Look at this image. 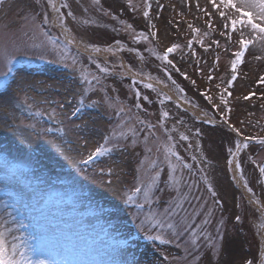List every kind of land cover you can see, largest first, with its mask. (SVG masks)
Masks as SVG:
<instances>
[{
  "label": "rangeland",
  "instance_id": "rangeland-1",
  "mask_svg": "<svg viewBox=\"0 0 264 264\" xmlns=\"http://www.w3.org/2000/svg\"><path fill=\"white\" fill-rule=\"evenodd\" d=\"M55 3L59 13L47 0H5L0 6V72L14 56L43 59V65L21 68L23 73L16 77L15 71L0 92V224L12 229L26 258L49 264H261L264 179L257 162L264 152V144L258 143L264 139V43L249 46L229 86L239 36L232 33L229 40L221 35L227 30L208 0L199 8L198 0ZM65 3L68 7L61 6ZM202 9L213 14L206 16ZM60 14L62 24L57 19ZM61 33L86 53L73 52ZM141 33L148 39H134ZM173 44L179 48L169 54V65L158 56ZM174 58L184 60L194 78L181 71ZM97 65L109 71L102 72ZM82 67L90 79H100V84L93 81L94 90L82 79ZM132 76L153 79L199 114ZM237 80L242 91H249L236 101L248 116L239 118L240 126H245L243 135L229 124L230 104L227 109L213 107L221 104V94L230 97L225 89L232 92ZM84 89L88 91L81 104ZM209 95L211 102L206 99ZM222 110L227 112L224 118ZM164 111L169 116L161 127ZM181 133L188 139L181 140ZM169 134L172 141L167 140ZM245 136L252 139L235 155L238 182L232 152ZM165 144L174 145L176 155L170 159L175 176L182 177L179 192L170 186L172 170L164 160ZM101 146L111 151L98 155L89 168L80 165ZM18 159L26 170L14 168L12 162ZM152 160L157 161V169L150 167ZM156 172L159 179L150 190V202L143 193L128 201L131 188L147 183ZM254 198L261 204H254ZM177 202L182 208L176 207ZM173 208L174 214H165V209ZM206 218L211 223L202 227L213 237L221 229L219 252L205 247L203 237L197 249L185 231ZM157 221L165 227L153 228ZM167 223L175 229L167 228ZM149 235L170 242L151 240ZM122 238L127 243L122 244Z\"/></svg>",
  "mask_w": 264,
  "mask_h": 264
},
{
  "label": "snow or ice",
  "instance_id": "snow-or-ice-1",
  "mask_svg": "<svg viewBox=\"0 0 264 264\" xmlns=\"http://www.w3.org/2000/svg\"><path fill=\"white\" fill-rule=\"evenodd\" d=\"M95 2L99 3V0H95ZM4 3H5V0H0V6H3ZM47 3H48V6L53 11L57 13L60 12V9L57 7L55 3V0H47ZM208 3L210 4L211 8L215 10V14L218 15V17L221 19L223 29L227 30V32L222 31L221 35H228L229 40L232 39V35H231L232 33H238V36H239L237 43L240 45V49L234 53L235 59L231 62V71L233 73V76L231 80L227 81V84L231 86L232 80L236 79L235 73L237 71V66L238 64H241L244 62L243 57L245 56L246 51L249 50V46L255 43H264V0H208ZM61 6L68 7L66 3ZM197 7L198 8L200 7L199 4H197ZM202 10L204 11V14L206 16L210 17L213 14L212 12H209L208 9H202ZM68 15L71 16L72 13L69 12ZM143 15L145 17H148L149 13L145 11ZM57 19L60 20L62 24L63 14H60L57 17ZM44 22L45 23L47 22V16L44 17ZM206 23L208 22L206 21ZM208 26L212 27L210 23L208 24ZM128 27H131V26L129 25ZM189 28H192V25H189ZM199 31L200 30L198 28H193L194 33H199ZM246 31H247V35H246ZM152 35H155V33H153ZM134 39L147 40L148 36L141 33L139 37H134ZM199 42L201 44L203 43V41H199ZM117 43L119 44V41H117ZM191 44H192V41H189L188 46L191 47ZM217 45H218V42H217ZM178 48H179V45L173 44L171 47H168L166 51H164L163 55L158 56V59H160L161 61H166L167 64L171 65L172 60L169 59V54L174 53ZM108 50L111 51V49H108ZM94 51L99 52L101 51V49L94 48ZM256 58L259 59L260 57H256ZM8 63L10 64L11 61L8 60ZM75 63H77V61L73 59V64ZM97 67L100 68V71L102 72L106 73L109 71V69H107L106 67H100L99 65H97ZM8 71H11L10 67L8 68ZM86 71L87 70L84 69L83 67L81 68L82 79L89 85L90 89L94 90L95 85L93 84V81H95V84H100V79L95 76L91 77L90 79L88 75H85ZM177 71H179V69H177ZM5 75H7V73H5ZM209 79H211V77H209ZM261 80L262 82H264V77H262ZM193 83H195V81H193ZM146 87L151 88L152 85L148 84L146 85ZM87 91L88 89L82 90V96L80 100L81 104L84 103L83 94L86 93ZM225 92H227L229 96L231 95V92H228L227 88L225 89ZM137 96H139L138 93H137ZM244 98L249 99L248 96H245ZM145 99H147V97H145ZM206 99L209 102H211L212 96L210 95L206 96ZM220 101H221V104L213 105V107L217 109H221V105H223L224 109H227L228 101L225 95L223 94L220 95ZM161 103H163V101H161ZM138 106L139 105H137V107ZM121 111H123V109H121ZM227 111H230V109H227ZM37 115H39V113H37ZM226 115H227V112L222 110V118L226 117ZM168 116H169V113L167 111L162 112L161 117H160L161 127H163L162 122L166 120ZM224 122L228 123L227 119H224ZM141 123H143V121H141ZM152 127H153L152 125L150 124L148 125L149 129H151ZM174 130L175 129L173 128V131ZM131 131H132L133 137H135L136 131L134 129ZM166 131L168 130L166 129ZM233 131H235L237 135H243L241 130L238 128H233ZM121 136L124 139H127V136L124 133H121ZM172 139L173 137L171 136V134H169L167 136V140L172 141ZM180 139L187 140L188 137L184 135L183 133H181ZM249 139H252V138L245 136L244 137L245 142L243 144H241L238 141L236 144V152H232V155L235 156L236 153H238L241 150V148H247L248 147L247 141ZM145 140H147V137H145ZM105 142L106 143L108 142V138H106ZM258 143L264 144V139H260ZM132 144L133 146H135L136 141L133 140ZM162 147H163L164 160L168 163L169 168H171L172 170V175H170L169 177V180L172 182L170 186H174L176 188V191L179 192L180 179H182V177L178 179L175 176L176 168L174 165H172L171 159H170L171 156L176 155L175 151L173 150L174 145L165 144ZM108 151H111V149H108L104 146L98 147L96 148L94 153L88 156V160L90 161L94 158V156L103 155ZM147 151L151 152L152 149L149 148L147 149ZM158 151H160V149H158ZM229 151L231 152V149H229ZM193 159H195V157H193ZM84 162L87 163V161H84ZM231 163L232 162L229 161V164ZM150 167L152 169H157L158 168L157 161L152 160L150 163ZM184 167L190 168L191 166L185 165ZM236 168L237 169L240 168L239 163L236 164ZM259 172L262 176H264V166H259ZM158 179H159V172H156L147 183L142 182L139 186L135 187L133 190V194L129 195L127 197V200L132 201L133 196L143 193L145 200L150 202V199H151L150 190L153 187V185L157 182ZM245 186H247L246 182H245ZM209 190L211 191V185H209ZM248 191L252 192V189L248 188ZM212 195L215 196L216 193L213 191ZM253 197H255V193H253ZM252 202L256 205L261 204L258 198H254ZM138 207H143V205H138ZM176 207L182 208V203L177 202ZM260 210L262 213H264V206H261ZM174 212H175V208L165 209L166 215L170 216L174 214ZM193 215H199V213L194 212ZM211 215H212L211 212L207 213V216H211ZM236 220L239 221L240 217L237 216ZM209 223H211V221L206 218L205 220L202 221L201 225H197L196 228H191L189 225L185 229V231H188L189 236L191 237V244L195 246L197 249H199L200 247V244H198V241L201 239V237H203V243L205 247H207L208 249H211L214 252H219L220 241L218 238H219L221 229L218 227L216 229L217 235L216 237H213L210 233L206 231V229L202 227V225H207ZM166 226L169 229H173V230L175 229V225L172 223H167ZM156 227L163 229L165 227V223L157 221L155 224H153V228H156ZM261 228H264V224L261 225ZM197 229H200V230L197 231ZM173 235H179V233H176L175 231H173ZM9 237H11V239H9ZM147 238L151 240H160L161 243L170 242L169 240L163 239L161 235H155V236L149 235ZM17 239H18L17 237L12 235V229L10 227H8L6 224H0V264H49V261H46V260L32 261L30 258H26L25 252L21 249V246L15 242ZM52 264H69V262L52 261ZM247 264H252V262L248 261ZM261 264H264V260L261 261Z\"/></svg>",
  "mask_w": 264,
  "mask_h": 264
},
{
  "label": "bare ground",
  "instance_id": "bare-ground-1",
  "mask_svg": "<svg viewBox=\"0 0 264 264\" xmlns=\"http://www.w3.org/2000/svg\"><path fill=\"white\" fill-rule=\"evenodd\" d=\"M160 1H162V2H164L165 0H160ZM191 0H187V3H189ZM204 2V0H198V4L199 5H201L202 3ZM167 4H168V0H167ZM160 37L162 38V39H166V38H164V36L162 35H160ZM165 43V42H164ZM250 48V47H249ZM249 51V50H248ZM248 51H246V53H245V57H246V54H247V52ZM245 57H244V60H245ZM243 60V61H244ZM174 62H175V65L181 70V71H183L184 73H186V74H188V75H190L192 78H194V75L188 70V67L186 66V64H185V62H184V60H182V59H177V58H174ZM241 66H243V64L241 65ZM21 73H23V71L22 70H17V72H16V74H15V77L17 76V75H19V74H21ZM15 77H14V79H15ZM238 78V77H237ZM195 80V79H194ZM196 81V83L199 85V87H203V83L202 82H200V81H198V80H195ZM13 83V81L11 82V84ZM235 86H234V89L232 90V92H231V95H230V97L227 99L228 100V104H230L231 105V116H230V114H229V116H230V119H229V124L231 125V126H233V127H235V128H238V129H240L241 131H244L245 130V126H240V124H239V118H241V117H245V118H248V116L246 115V114H244L245 112L244 111H242V108L237 104V102L236 101H238V99L239 98H241V97H243L244 95H246V94H248V92L247 91H242V89H241V85L239 84V80H237L236 81V83L234 84ZM194 111V113H197V114H199L198 112H197V110H193ZM233 168H234V170H233V173H234V175H235V166H233Z\"/></svg>",
  "mask_w": 264,
  "mask_h": 264
}]
</instances>
